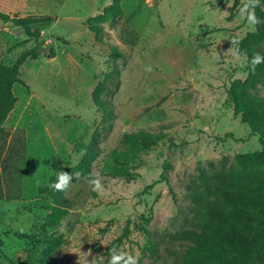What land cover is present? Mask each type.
Returning a JSON list of instances; mask_svg holds the SVG:
<instances>
[{"label": "rangeland", "instance_id": "1", "mask_svg": "<svg viewBox=\"0 0 264 264\" xmlns=\"http://www.w3.org/2000/svg\"><path fill=\"white\" fill-rule=\"evenodd\" d=\"M115 2L121 13L99 24L98 34L91 31L93 18ZM248 4L0 0L3 13L46 22L44 54L55 52L26 61L27 87H14L18 101L5 123L0 264H49L47 256L53 264H109L113 251L135 264H182L188 244L174 236L188 228L189 191L202 174L262 151L260 136L234 116L228 94L232 82L246 78L247 58L235 46L256 29ZM16 31L0 23V64H14L39 43ZM258 47L264 52V41ZM249 92L264 98V84ZM141 131L159 144L141 154L131 176H114V154L125 150L126 135ZM90 145L91 171L62 191L72 209L51 226L53 201L40 190L49 186L53 160L67 170ZM127 227L129 238L108 252ZM50 236L64 243L48 253L38 241Z\"/></svg>", "mask_w": 264, "mask_h": 264}, {"label": "trees", "instance_id": "2", "mask_svg": "<svg viewBox=\"0 0 264 264\" xmlns=\"http://www.w3.org/2000/svg\"><path fill=\"white\" fill-rule=\"evenodd\" d=\"M263 3L264 0H256L255 3L249 0V8L258 23L255 31L248 33L235 46L236 53L247 58L246 78L232 82L228 92L234 116L240 117L252 134L260 136L262 151L241 154L229 168L202 174L198 187L189 191L188 198L192 204L188 228L174 236V239L188 244L182 264H264V98L259 99L249 92L257 84H264V63L258 65L254 73L248 63L255 53L264 55L258 47L264 41ZM120 13L118 2L106 7L93 18L91 31L98 34L99 24ZM0 23L21 29L29 40L39 42L32 50L22 53L14 64H0V198H3L7 193L3 158L10 138L5 123L18 101L14 87L16 84L27 87L21 77V68L26 61L37 60L42 55L54 58L55 52L51 47L50 53L44 54L46 46L41 32L46 27V22L41 19L19 18L0 11ZM112 51L115 55L119 54L116 49ZM94 100L98 102L97 96ZM158 144V137L145 131L126 135L125 150L113 156L114 176H131V166L140 159L141 154ZM86 149L87 153L80 163L67 170L63 169L58 159L53 160L54 174L49 186L40 190V194L47 195L53 201L46 217L51 226H59L72 209V202L51 184L60 170L69 174H88L96 158V148L90 145ZM142 230L145 231L144 228ZM130 233V229L125 228L123 235L108 247V252L118 248L129 238ZM38 243L44 245L49 253L58 250L64 241L60 237L50 236ZM149 243L154 248L153 243ZM47 259L49 264H53L50 256ZM120 263L124 264V261Z\"/></svg>", "mask_w": 264, "mask_h": 264}, {"label": "clouds", "instance_id": "3", "mask_svg": "<svg viewBox=\"0 0 264 264\" xmlns=\"http://www.w3.org/2000/svg\"><path fill=\"white\" fill-rule=\"evenodd\" d=\"M255 2L256 0H253V3ZM248 19L252 24L258 23L257 19L251 14L249 15ZM248 63H249L250 70L254 73L256 70V67L260 65L261 63H264V55L260 53H255L253 54V56L251 57V60ZM73 179L78 180L79 173L73 172L72 174H69L67 172L60 170L57 173L56 178L52 182L51 186L57 191H64L70 187L71 183L73 182ZM91 183L94 184L95 186L94 190L100 187L98 179L92 180ZM122 260L124 261V264H135L134 258L128 257L127 259H125L123 253H117L115 251H113L110 256L109 264H120V261Z\"/></svg>", "mask_w": 264, "mask_h": 264}, {"label": "water", "instance_id": "4", "mask_svg": "<svg viewBox=\"0 0 264 264\" xmlns=\"http://www.w3.org/2000/svg\"><path fill=\"white\" fill-rule=\"evenodd\" d=\"M18 32H22L23 33V31L21 29H17V31L15 33H18Z\"/></svg>", "mask_w": 264, "mask_h": 264}, {"label": "crops", "instance_id": "5", "mask_svg": "<svg viewBox=\"0 0 264 264\" xmlns=\"http://www.w3.org/2000/svg\"><path fill=\"white\" fill-rule=\"evenodd\" d=\"M2 12V11H1ZM7 14V13H6Z\"/></svg>", "mask_w": 264, "mask_h": 264}]
</instances>
